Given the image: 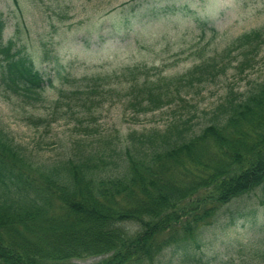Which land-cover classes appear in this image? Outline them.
Returning a JSON list of instances; mask_svg holds the SVG:
<instances>
[{
	"label": "rangeland",
	"instance_id": "rangeland-1",
	"mask_svg": "<svg viewBox=\"0 0 264 264\" xmlns=\"http://www.w3.org/2000/svg\"><path fill=\"white\" fill-rule=\"evenodd\" d=\"M0 17L3 38L33 60L47 85L30 105L0 84V129L39 163L76 152L75 145L106 152L133 132L173 122L200 128L230 89L264 81V44L256 53L254 42L237 45L264 32V0H0ZM213 61L200 76L196 66ZM133 77L159 84L172 100L136 113L128 102ZM84 96L86 109L77 100ZM257 192L222 207L198 232L191 264H264Z\"/></svg>",
	"mask_w": 264,
	"mask_h": 264
},
{
	"label": "trees",
	"instance_id": "trees-1",
	"mask_svg": "<svg viewBox=\"0 0 264 264\" xmlns=\"http://www.w3.org/2000/svg\"><path fill=\"white\" fill-rule=\"evenodd\" d=\"M3 30L0 17V84L33 105L46 81ZM252 44L258 52L263 30L237 41ZM209 67L216 62L196 71L201 76ZM129 82L136 113L172 100L146 78ZM77 100L86 109L89 99ZM76 147L39 163L0 129V264H75L96 256H105L96 264H191L198 232L222 207L257 191L264 203V81L245 92L230 89L200 128L173 122L133 132L106 152ZM170 249L176 253L167 255Z\"/></svg>",
	"mask_w": 264,
	"mask_h": 264
}]
</instances>
